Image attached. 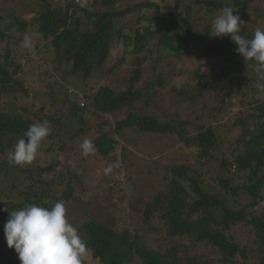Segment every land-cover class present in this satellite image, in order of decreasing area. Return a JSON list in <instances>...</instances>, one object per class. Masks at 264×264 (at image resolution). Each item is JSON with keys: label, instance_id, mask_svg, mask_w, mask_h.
<instances>
[{"label": "trees", "instance_id": "trees-1", "mask_svg": "<svg viewBox=\"0 0 264 264\" xmlns=\"http://www.w3.org/2000/svg\"><path fill=\"white\" fill-rule=\"evenodd\" d=\"M23 1L0 0V14H5L0 15V209L51 207L57 201L70 206L82 172L68 164L69 144L81 153L79 144L93 141L90 161L113 190L131 176L121 178L128 169L112 157L119 139L130 142V132L169 137L178 149L194 151L197 162L171 167L144 205L143 224L163 245L149 248L135 231L88 220L79 233L91 258L99 264H264V92L255 88V61L244 60L230 36L215 37L210 30L221 9L233 6L245 23L240 34L251 39L257 28L264 30V0H38L39 9L31 12ZM25 35L32 49L22 47ZM116 45L120 57L108 66ZM196 54L202 65L211 61L219 68L201 70L193 64L190 82L174 89V99L168 100L169 121L136 111L165 95L159 90L173 74H157L161 58ZM125 55L132 59L126 61ZM121 70L128 73L123 79ZM203 98L200 109L207 117L218 123L229 117L224 135L214 123H192L170 109L175 102L198 108ZM44 120L52 132L35 160L43 158L45 164L52 154L56 163L58 154H65L62 170L49 179L32 163L21 167L7 159L29 125ZM120 156L125 160L123 148ZM99 160H105L104 168L119 167L104 174ZM212 169L214 189L205 186ZM115 173L117 183L112 182ZM7 218L8 212L0 211V264H20L6 245ZM153 220L160 226L152 227ZM253 255L256 262L249 263Z\"/></svg>", "mask_w": 264, "mask_h": 264}, {"label": "rangeland", "instance_id": "rangeland-1", "mask_svg": "<svg viewBox=\"0 0 264 264\" xmlns=\"http://www.w3.org/2000/svg\"><path fill=\"white\" fill-rule=\"evenodd\" d=\"M61 1V0H59ZM64 1V0H63ZM80 0H75L78 3ZM124 3L129 2L130 0H122ZM133 2H138L141 0H132ZM24 5H30L29 11H36L39 9V1L38 0H24ZM1 16H5V14H0ZM31 16V15H29ZM121 51L119 45L115 46V49L111 53V58L108 62V66L115 62V59L120 57L118 54ZM38 59V58H37ZM126 61H130L131 56L125 55ZM201 58L196 54V56L184 57L181 60H176L172 57H163L161 58V68L159 65H156L158 68V73H164L166 75H172V79L168 85L159 90L160 95L158 99L154 100L149 104L141 105L136 108L138 112H144L149 114H155L157 116L164 115L165 121H169V112L167 106L170 101L173 100V90H178L180 87H183L187 82H190V71L194 69L193 64L198 63L197 66L200 67L201 70H209L213 68L212 71L217 70L219 67L216 63L211 61H206L205 64L199 63ZM212 64V65H211ZM204 68V69H203ZM180 72V76L177 75ZM120 79H123L128 75L126 71L121 70L119 73ZM149 73L148 76H150ZM164 76V75H163ZM115 79V78H114ZM102 83V82H100ZM32 84V80H30L28 85ZM40 86V85H39ZM70 90V89H69ZM73 91V89L71 88ZM172 92V94L170 92ZM74 92V91H73ZM72 92V93H73ZM207 102L211 105V102L207 97H205ZM29 100L27 103H29ZM205 102L204 98L197 102L198 108H195L194 105L184 107L180 102H175L174 106L171 104L170 109L172 111H177L180 115V118L184 120H188L192 123H214V126L221 130L222 135L227 133V120L229 117L228 113L224 114L225 120L222 119L220 123H218V119H211V117L206 116V110L203 112L200 109V106ZM239 105H236L234 110L231 112H235L239 109ZM223 117V118H224ZM137 140L134 143L132 139ZM126 138L119 139V143L116 146V151L113 153L112 157L118 158V160L122 161L124 167L128 169V172H124L121 175L123 179H125V175L130 176V178L124 182L123 184H118L119 187H113V190H108L106 188V183L103 180L101 174V169L98 170V164L94 161L91 163V157H84L81 155L78 150L75 148V144H69L67 146L66 153L72 157L69 161H74L76 164V172L81 173V182L78 185V188L75 189V195L71 202H73L70 206L67 204L66 207V216L69 223H71L74 227L78 229L80 225L85 221H97L102 224L109 225L116 230H122L124 228L129 229L130 231H135L140 240L145 243L149 248H159L161 244L163 245L162 238L159 237V234L154 233L151 228H147L149 226H144L143 224V208L144 205L150 201V199L161 189L164 183L165 175L167 177L171 167H175L181 164H188L193 166L195 162H197V157L195 152L189 149H185L183 147L179 148L178 143L173 142L169 137L164 136H138L137 134L129 133L128 141H125ZM231 142H233L234 138H229ZM178 145V146H177ZM224 150L227 148L226 145L223 146ZM46 146L42 149H45ZM125 153L124 157L120 156L121 152ZM229 153V151L227 152ZM46 155V154H45ZM44 156V154L42 155ZM41 156V157H42ZM65 154H58L57 162L54 163L55 160H51L53 157H47L46 163L42 162L43 158H38L32 162L31 168L35 171H39V173L44 177V179H49L58 172L62 170V164L64 160ZM4 157L0 156V160H3ZM56 159V158H55ZM105 160H99V164L101 166L106 165L104 163ZM202 170H205V167L202 166ZM22 176L24 175L23 172ZM119 173H115L111 175L113 177V183H117V175ZM216 176L213 169L210 173H208L207 179L208 182L205 184L208 188L214 189L215 184L213 183V178ZM14 175L11 174L10 178L6 181V186L9 188L12 184V179ZM125 197V199H123ZM264 206V202L261 204ZM151 226L154 228L159 227L156 220L151 222ZM160 231V229H157ZM80 234V233H79ZM82 235V234H80ZM209 250H205V257H208ZM258 255L261 257L263 255L262 252H258ZM215 258V255H214ZM216 259V258H215ZM256 259L253 256H250L249 263H252ZM258 260V259H257ZM84 262L87 264H99L97 261H94L90 252L86 254L84 258ZM255 264V263H254Z\"/></svg>", "mask_w": 264, "mask_h": 264}, {"label": "clouds", "instance_id": "clouds-1", "mask_svg": "<svg viewBox=\"0 0 264 264\" xmlns=\"http://www.w3.org/2000/svg\"><path fill=\"white\" fill-rule=\"evenodd\" d=\"M235 10L233 6L221 9L220 14L211 20V35L219 38L230 36L231 41L237 45V53L244 60L255 61V88L264 92V30L257 28L251 39L241 35V26L245 23L239 15L233 14ZM22 47H34L29 36H24ZM71 92L70 89L69 93ZM51 132L48 120L30 124L23 138L18 139L8 153V162L21 167L31 164L40 154L42 142ZM79 149L84 157L96 152L90 139H84L79 144ZM68 164L76 169L74 161H68ZM114 167H119V164L109 163L103 169L104 174L110 173ZM0 211L8 212L4 224L6 245L9 249H14L20 264H83L87 244L78 229L68 222L63 201H57L51 207L26 204L17 210L9 211L4 208Z\"/></svg>", "mask_w": 264, "mask_h": 264}, {"label": "built area", "instance_id": "built-area-1", "mask_svg": "<svg viewBox=\"0 0 264 264\" xmlns=\"http://www.w3.org/2000/svg\"><path fill=\"white\" fill-rule=\"evenodd\" d=\"M80 106H83V104L81 103Z\"/></svg>", "mask_w": 264, "mask_h": 264}]
</instances>
